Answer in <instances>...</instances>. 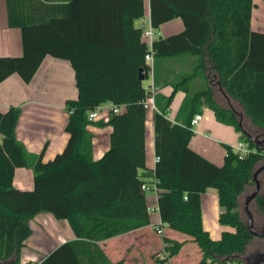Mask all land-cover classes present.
Here are the masks:
<instances>
[{"label": "trees", "instance_id": "obj_1", "mask_svg": "<svg viewBox=\"0 0 264 264\" xmlns=\"http://www.w3.org/2000/svg\"><path fill=\"white\" fill-rule=\"evenodd\" d=\"M7 1L8 23L21 29L22 55L0 56V82L13 73L29 82L43 58L51 55L70 61L78 95L65 103L68 141L46 162L41 154H29L16 138L19 107L0 111V264H20L21 249L32 233L29 221L42 212L66 220L75 239L31 264H119L109 259L99 242L150 224L147 191L141 186L153 179L162 225L188 235L202 252L194 264L245 261L256 236L247 229L240 198L248 186H255L253 173L264 164V33L251 28L253 0H149L153 28L176 17L184 25L180 32L152 41L154 85L173 83L169 96L154 94V153L159 159L153 169L145 165L144 100L150 92L138 79V70L142 68L147 79L150 66L141 28L132 53H80L76 48L80 41L60 33L55 20L14 22ZM138 1L141 18L143 3ZM184 56L196 59L185 76L172 74L164 65L169 58ZM201 72L205 79L201 89L190 91L182 85ZM213 83L240 109L222 107L215 100ZM178 90L186 94L180 112L188 116L182 124L168 118ZM108 102L123 105L124 110L110 112L106 122L112 126L110 145L94 160L88 115ZM202 104L217 121L240 132L247 153L241 155L224 144L223 163L217 165L189 146L190 120ZM17 167L32 168V189L14 187ZM208 188L217 192L219 224L234 228L223 231L219 239H212L202 225L200 197ZM253 201L257 212L264 214L261 189ZM162 240L168 254L158 262L165 264L185 241L168 236Z\"/></svg>", "mask_w": 264, "mask_h": 264}, {"label": "crops", "instance_id": "obj_2", "mask_svg": "<svg viewBox=\"0 0 264 264\" xmlns=\"http://www.w3.org/2000/svg\"><path fill=\"white\" fill-rule=\"evenodd\" d=\"M142 3L143 16L141 18L138 17V0H10L9 5L14 22L55 20L60 33L70 39L80 41L76 45L77 51L104 54L132 53L133 47H136L138 43L139 28L142 25L146 27L150 20V1L142 0ZM7 5V0H0V56H20L22 55L21 29L19 26H10L8 23ZM250 25L253 30L264 33V0H253ZM183 28L181 18L176 17L153 29L155 37H164L180 32ZM164 65H167L172 74L175 72L179 76H185L192 70V65L196 66V59L187 56L173 57L167 59ZM173 65H178V67L175 68ZM147 79L149 81L147 86H153L154 94L169 96L172 93L173 83L171 81L169 83L172 85L157 88L154 85L153 73H148ZM171 80L173 81L174 78ZM182 85L187 86L190 91L201 89L205 85L202 72L190 79L187 85L185 82ZM213 88L215 92L219 91L228 103L233 101L218 84L213 83ZM77 95L74 69L70 61L46 55L29 82H24L17 73L9 75L0 82V111L3 112L10 106L19 107L20 114L15 127L16 138L29 154H41L42 161L46 162L62 152L68 141L69 134L65 131V125L69 113L65 108V103L69 99H76ZM185 95L183 90H178L172 98L168 112V118L172 122L182 124L187 119L188 113L180 112ZM120 110L123 111L124 106H120ZM149 110H146L145 120V165L147 169H153L156 163L154 110ZM99 111L100 113H97L96 118L90 123L92 125L87 126V130L92 134L94 160L100 159L108 150L112 131V126L106 123L111 112L107 103L100 105ZM199 111L202 117L193 129L196 137H191L189 146L209 161L222 165L225 155L223 145L236 147L240 143L241 134L233 126L217 121L214 112L206 104H202ZM99 121L105 124L98 125ZM207 140L216 145L213 147L212 143L210 144ZM261 174H264V170L258 175L260 189L264 186ZM13 185L20 190L32 189V168H15ZM248 191H250L249 186L242 194L240 201L243 196L245 198ZM157 199L154 193L151 195L148 193L146 196L147 207L155 208L153 213H149V225L99 242L112 262L139 264L137 259H130L128 256L131 257L130 254L137 252L139 247L140 249L150 247L152 243L149 239L151 238L150 228L154 229L155 225L161 223ZM200 203L203 228L211 231L215 221L219 222L221 212L216 189L208 188L203 192ZM29 225L32 233L21 249L20 261L27 256L40 261L60 244L75 239V234L68 222L58 220L48 212L34 216L29 221ZM163 227L164 225L161 224L163 236L175 238L176 233L173 230L165 232ZM220 229L226 230L229 227L222 225ZM210 233L213 237H217V232ZM212 236V239H219L221 234L219 238ZM147 249V252L151 250ZM160 257V259L164 258L162 255ZM171 261L177 262L178 258L173 257L167 262Z\"/></svg>", "mask_w": 264, "mask_h": 264}, {"label": "rangeland", "instance_id": "obj_3", "mask_svg": "<svg viewBox=\"0 0 264 264\" xmlns=\"http://www.w3.org/2000/svg\"><path fill=\"white\" fill-rule=\"evenodd\" d=\"M143 85L144 87H147V85L149 84V81L148 79H144L143 81ZM215 100L222 106V107H234L236 110H239V106L237 105V103L235 101H230V103H228V101L225 99V97L219 92H215ZM149 111H152V110H149ZM97 113H100V111ZM89 125H92V124H89ZM194 137H196L195 134H193ZM213 147L214 145H216L214 142H211L209 140H207ZM243 140L240 139L239 142H242ZM261 179H262V182L264 184V174H261ZM254 189V186H250V191ZM248 191V193L250 192ZM261 191L264 193V186L263 188L261 189ZM148 192V191H147ZM260 192V191H259ZM150 195L153 193L152 191L148 192ZM147 193V194H148ZM247 193V194H248ZM243 202H244V196L242 197L241 199V210L244 212L243 210ZM251 209V210H250ZM249 210L253 216V225L255 226V228H258L260 229L259 227L263 224L264 222V214H260L259 212H257V210H255V205H254V201L252 200L250 203H249ZM243 216H244V219L247 218V215L246 213L244 212L243 213ZM223 226H226V225H223ZM215 227V229H214ZM214 227L213 229L208 230L209 231V234L210 236L211 233L210 232H217V237H213V238H219L220 234H221V231H233L234 228L231 227V226H228L229 229H220V227H222V225L219 224V222L215 221L214 223ZM163 230L165 232L167 231H170L171 229H169L167 227V225H164L163 227ZM174 231V230H173ZM150 241H152V243H150V247H146V248H141L140 247L138 248V251L137 252H133L131 253V258L130 256H128V258L130 259H134L136 260L137 259V262L139 264H161L158 262V259H160V255H162L163 257H166L168 252L164 250V246H163V240H162V237H163V234H160L156 231V229H153L152 227L150 228ZM164 232V233H165ZM174 233H176V236L175 238L179 241H185V243L183 244L180 252L178 253L177 256H175L176 258H178V261H171V262H167L166 264H194L195 262H197L200 258H201V255H202V252L200 250V248L197 246L196 243H194L191 238L184 234V233H181V232H177V231H174ZM134 248V247H133ZM149 248V252L148 249ZM153 248V249H152ZM254 251H264V238H260V237H256L254 240H253V243L248 247L247 249V255L254 252ZM160 253V255H159ZM125 252L122 253L121 255L124 256ZM131 261V260H130Z\"/></svg>", "mask_w": 264, "mask_h": 264}, {"label": "built area", "instance_id": "obj_4", "mask_svg": "<svg viewBox=\"0 0 264 264\" xmlns=\"http://www.w3.org/2000/svg\"><path fill=\"white\" fill-rule=\"evenodd\" d=\"M141 36L142 39L146 41L148 48H149V52L145 55V60L146 63L149 64L150 69H149V73H153L152 72V65H153V51H152V41L155 38V33H154V29L151 26L150 20H149V24L145 27L144 25L141 26ZM147 89L149 90V95L146 97V99L144 100V107L146 110H155L156 106L154 103V89L153 86L149 85L147 86ZM109 109L111 112L113 113H119L120 110V106L123 105H113L111 103H107ZM100 108V106H98L93 112H90L88 115L89 120H93L96 118L97 116V111ZM202 115L200 113H196L192 119L190 120V127L193 131L194 127L198 124L199 120L201 119ZM235 151L239 152L241 155L245 154L248 152V148H247V144L245 142H240L236 145V147L233 148ZM159 159L158 156L155 155V162H157ZM143 190L145 191H152L154 194L158 195V189L156 186V180H152V182L150 184H144L141 186ZM148 212L149 213H153L155 211V208H148ZM158 209V208H157ZM161 222V221H160ZM162 223H159L157 225H155L154 229H156V231L160 234H162V230L160 228V225ZM35 262H39L36 258L34 257H25V259H23L22 261H20V264H31V263H35ZM234 264H245V261L243 262H238V263H234ZM264 264V261L261 263Z\"/></svg>", "mask_w": 264, "mask_h": 264}, {"label": "water", "instance_id": "obj_5", "mask_svg": "<svg viewBox=\"0 0 264 264\" xmlns=\"http://www.w3.org/2000/svg\"><path fill=\"white\" fill-rule=\"evenodd\" d=\"M138 79L143 81L144 75L142 68L138 70ZM264 147V145H263ZM264 170V164L258 167L254 173H253V181L255 183L254 189L251 191V193L247 194L244 198L243 202V210L247 215V229L250 233H252L256 237L264 238V224L261 226L260 229H255L253 225V216L249 210V203L254 200L256 195L260 191V182L258 180V175L261 171ZM264 261V251H254L250 254H248L245 258V264H261Z\"/></svg>", "mask_w": 264, "mask_h": 264}, {"label": "flooded vegetation", "instance_id": "obj_6", "mask_svg": "<svg viewBox=\"0 0 264 264\" xmlns=\"http://www.w3.org/2000/svg\"><path fill=\"white\" fill-rule=\"evenodd\" d=\"M263 224H264V222H263ZM263 224H262V225H263ZM262 225H261V226H262ZM261 226H260L259 228H261Z\"/></svg>", "mask_w": 264, "mask_h": 264}]
</instances>
